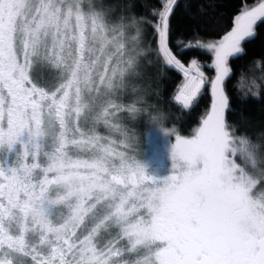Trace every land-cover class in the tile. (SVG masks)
<instances>
[{"label": "snow or ice", "instance_id": "1", "mask_svg": "<svg viewBox=\"0 0 264 264\" xmlns=\"http://www.w3.org/2000/svg\"><path fill=\"white\" fill-rule=\"evenodd\" d=\"M218 8L0 0V264H264V52L230 85L264 0ZM206 96L181 134L171 106ZM141 125L174 137L166 177Z\"/></svg>", "mask_w": 264, "mask_h": 264}, {"label": "trees", "instance_id": "2", "mask_svg": "<svg viewBox=\"0 0 264 264\" xmlns=\"http://www.w3.org/2000/svg\"><path fill=\"white\" fill-rule=\"evenodd\" d=\"M180 2L182 4L183 0H180ZM191 2L193 7H195L196 4L206 2V0H191ZM217 3L219 4L217 10L222 11L221 19L226 25L230 26L231 15L237 10L239 0H217ZM175 23L178 28H186L190 23L187 16L183 15L181 9L177 10ZM262 52H264V29H261L259 35L247 45V54L231 62L235 74L231 78L230 85H235L237 88L242 87L243 82L252 75L260 74L259 66L255 70L251 69L249 61L252 57H258ZM170 89L171 84H169ZM209 103V97L206 96L201 99L199 106H194L191 110L185 111L175 104L171 106L173 113L172 122L178 127L181 134L187 135L191 132L198 122L199 112ZM245 110L257 120L264 119V114L259 111L258 105H248ZM144 131L145 127L141 125L138 135H144Z\"/></svg>", "mask_w": 264, "mask_h": 264}, {"label": "rangeland", "instance_id": "3", "mask_svg": "<svg viewBox=\"0 0 264 264\" xmlns=\"http://www.w3.org/2000/svg\"><path fill=\"white\" fill-rule=\"evenodd\" d=\"M141 137L140 155L146 172L154 177L165 176L171 170L170 149L174 137L153 130L150 137Z\"/></svg>", "mask_w": 264, "mask_h": 264}, {"label": "flooded vegetation", "instance_id": "4", "mask_svg": "<svg viewBox=\"0 0 264 264\" xmlns=\"http://www.w3.org/2000/svg\"><path fill=\"white\" fill-rule=\"evenodd\" d=\"M170 174V172L169 173H167L165 176H161V177H158V178H163V177H166L167 175H169Z\"/></svg>", "mask_w": 264, "mask_h": 264}]
</instances>
